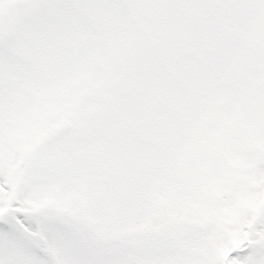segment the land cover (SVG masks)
<instances>
[{"label": "snow or ice", "instance_id": "6c2138e0", "mask_svg": "<svg viewBox=\"0 0 264 264\" xmlns=\"http://www.w3.org/2000/svg\"><path fill=\"white\" fill-rule=\"evenodd\" d=\"M0 264H264V0H0Z\"/></svg>", "mask_w": 264, "mask_h": 264}]
</instances>
